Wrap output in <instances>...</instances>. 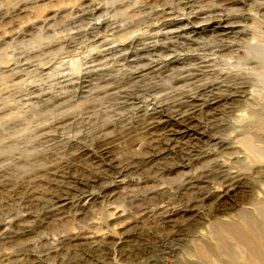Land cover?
<instances>
[{
  "label": "rangeland",
  "instance_id": "1",
  "mask_svg": "<svg viewBox=\"0 0 264 264\" xmlns=\"http://www.w3.org/2000/svg\"><path fill=\"white\" fill-rule=\"evenodd\" d=\"M263 212L264 0H0V264H242Z\"/></svg>",
  "mask_w": 264,
  "mask_h": 264
},
{
  "label": "bare ground",
  "instance_id": "2",
  "mask_svg": "<svg viewBox=\"0 0 264 264\" xmlns=\"http://www.w3.org/2000/svg\"><path fill=\"white\" fill-rule=\"evenodd\" d=\"M187 1V0H186ZM184 3V2H182ZM192 4V2H191ZM184 9H186V7H188V4L185 2L184 3ZM189 8H191L189 6ZM170 13V12H169ZM168 15V14H167ZM212 15V14H211ZM221 17V16H220ZM169 18V17H168ZM225 18V17H224ZM225 20V19H224ZM166 22V21H165ZM221 22V20H220ZM219 22V23H220ZM226 21H222V24L225 23ZM169 23V22H168ZM228 23V21H227ZM221 27V26H220ZM187 47V46H186ZM152 53V52H151ZM139 57V56H138ZM215 59V58H214ZM223 83V82H222ZM237 83V82H236ZM212 85L210 86H207V87H204V88H198V91L196 92V94L194 95L193 98H191L192 101H194L193 103L191 104H188L186 103L185 106H182L181 103L177 105V107H180V108H183L184 111L182 113H180V119L183 120L182 118H185V114L189 112L190 109H193V108H196V107H200L201 105H196L195 104V100L196 102L200 101L201 98L203 97H208L209 95H212L213 94V90H214V87H211ZM213 88V90L211 89ZM219 90V89H218ZM244 92V91H242ZM193 96V95H192ZM205 99V98H204ZM214 100V99H213ZM218 100V99H217ZM183 101V100H182ZM185 101V100H184ZM179 102V101H178ZM177 102V103H178ZM203 107V106H202ZM177 109V108H176ZM175 109V110H176ZM179 109V108H178ZM172 110V109H171ZM155 111V110H154ZM155 113V112H154ZM187 119V118H186ZM190 121V120H189ZM180 133V132H179ZM219 146V145H218ZM249 147V146H248ZM238 180V179H237ZM234 184V183H233ZM232 184V185H233ZM241 184V183H240ZM231 187V186H230ZM239 187V183L236 184V188ZM225 202V201H224ZM264 220V212L263 214L261 215V220ZM262 220V221H263ZM237 226V225H236ZM248 227V226H246ZM221 228V227H220ZM223 229H226V230H233L236 228L237 230V227L233 228V224H224L223 223V226H222ZM217 230L219 229L216 228ZM243 230V232H239V233H236L234 234V236L232 235L233 239H235L237 241V243L239 242L240 245L246 250V259H244L245 261H243L242 264H264V243L263 244H259L257 242H255V238H258V234L259 233H254V231H250V229H247V228H241ZM221 230V229H219ZM240 230V229H238ZM237 230V231H238ZM252 230V228H251ZM254 230V229H253ZM223 231V230H222ZM221 232V231H219ZM225 231H223L224 233ZM226 233V232H225ZM232 233H234V231H232ZM219 235V234H218ZM220 236V235H219ZM248 237V239H247ZM220 239V238H219ZM222 242V241H220ZM222 244V243H221ZM223 245V244H222ZM240 249V248H239ZM243 249V250H244ZM242 250V251H243ZM241 252V251H240Z\"/></svg>",
  "mask_w": 264,
  "mask_h": 264
}]
</instances>
